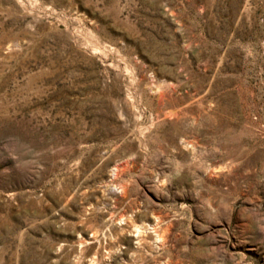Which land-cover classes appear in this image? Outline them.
Listing matches in <instances>:
<instances>
[{
    "label": "rangeland",
    "instance_id": "1",
    "mask_svg": "<svg viewBox=\"0 0 264 264\" xmlns=\"http://www.w3.org/2000/svg\"><path fill=\"white\" fill-rule=\"evenodd\" d=\"M0 264H264V0H0Z\"/></svg>",
    "mask_w": 264,
    "mask_h": 264
}]
</instances>
